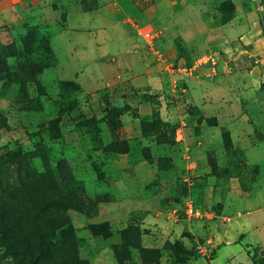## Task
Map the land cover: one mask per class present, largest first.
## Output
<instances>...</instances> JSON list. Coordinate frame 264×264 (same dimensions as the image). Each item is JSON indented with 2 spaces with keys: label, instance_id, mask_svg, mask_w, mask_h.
Masks as SVG:
<instances>
[{
  "label": "rangeland",
  "instance_id": "1",
  "mask_svg": "<svg viewBox=\"0 0 264 264\" xmlns=\"http://www.w3.org/2000/svg\"><path fill=\"white\" fill-rule=\"evenodd\" d=\"M46 201L90 264L264 263V0H0V264Z\"/></svg>",
  "mask_w": 264,
  "mask_h": 264
},
{
  "label": "trees",
  "instance_id": "2",
  "mask_svg": "<svg viewBox=\"0 0 264 264\" xmlns=\"http://www.w3.org/2000/svg\"><path fill=\"white\" fill-rule=\"evenodd\" d=\"M8 226L0 217V233ZM21 228L25 234L15 239L16 245L22 247L20 264H90L82 260L75 229L68 225L57 201L40 204L33 219ZM104 228V225L90 226L94 236L111 238L110 229L100 231ZM147 252L143 250L142 255Z\"/></svg>",
  "mask_w": 264,
  "mask_h": 264
},
{
  "label": "built area",
  "instance_id": "3",
  "mask_svg": "<svg viewBox=\"0 0 264 264\" xmlns=\"http://www.w3.org/2000/svg\"><path fill=\"white\" fill-rule=\"evenodd\" d=\"M188 211L190 214H193L194 210H193L192 206L189 207Z\"/></svg>",
  "mask_w": 264,
  "mask_h": 264
}]
</instances>
